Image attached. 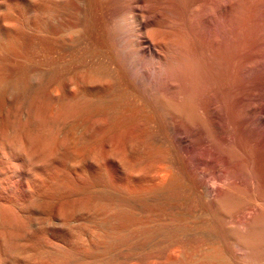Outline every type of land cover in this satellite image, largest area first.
Instances as JSON below:
<instances>
[{"label":"bare ground","instance_id":"1","mask_svg":"<svg viewBox=\"0 0 264 264\" xmlns=\"http://www.w3.org/2000/svg\"><path fill=\"white\" fill-rule=\"evenodd\" d=\"M175 6L0 0V264H117L114 254L145 251L153 238L200 230L193 218L167 223L151 204L178 185L153 191L148 161L150 126L163 124L149 67L160 78L161 64L181 61L168 57L179 30L159 14Z\"/></svg>","mask_w":264,"mask_h":264},{"label":"rangeland","instance_id":"2","mask_svg":"<svg viewBox=\"0 0 264 264\" xmlns=\"http://www.w3.org/2000/svg\"><path fill=\"white\" fill-rule=\"evenodd\" d=\"M171 1L176 10L159 14L179 30V47L168 57L177 52L181 61L174 69L161 64L160 78L156 63L149 67L150 99L163 124L150 126L148 161L153 191L171 179L178 185L160 198L156 192L151 204L167 223L193 218L200 230L153 238L145 251L114 254V262L264 264V0ZM133 147L127 158L136 172Z\"/></svg>","mask_w":264,"mask_h":264}]
</instances>
